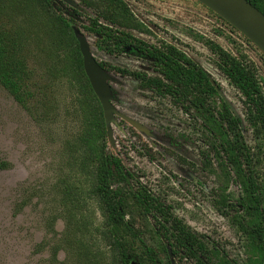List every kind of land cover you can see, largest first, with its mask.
<instances>
[{
    "label": "rangeland",
    "instance_id": "1",
    "mask_svg": "<svg viewBox=\"0 0 264 264\" xmlns=\"http://www.w3.org/2000/svg\"><path fill=\"white\" fill-rule=\"evenodd\" d=\"M129 2L138 16V36L176 45L220 84L255 153L264 194V134L256 135L245 99L219 69L209 43L233 54L242 52L256 69L263 91L264 53L199 0ZM80 28L98 61L154 74L149 60L108 55ZM0 34L17 44L45 94L31 113L0 83V264H121L106 229L104 207L94 192L97 161L83 141L87 116L100 120V108L80 66L73 32L40 0H0ZM115 69L114 104L151 134L118 118L114 145L103 133L102 122L95 129L98 145L120 156L152 192L229 258L245 259L248 238L238 223L245 216L243 187L210 151L213 139L203 120L186 114L170 99L153 97ZM171 133L177 138L186 135L177 150L154 140ZM130 202L129 220L150 239L147 221L132 198Z\"/></svg>",
    "mask_w": 264,
    "mask_h": 264
},
{
    "label": "trees",
    "instance_id": "2",
    "mask_svg": "<svg viewBox=\"0 0 264 264\" xmlns=\"http://www.w3.org/2000/svg\"><path fill=\"white\" fill-rule=\"evenodd\" d=\"M40 1L55 11L66 29L73 32V27H83L92 34L96 46L106 54H128L149 60L154 74L115 69L105 62L100 64L110 74L113 69L119 70L153 97L170 99L186 114L193 113L202 119L213 139L210 151L221 158L224 166L231 168L243 187L241 205L245 216H241L238 223L248 238V255L245 259H233L219 245L210 242L178 216L170 204L152 192L125 166L120 156L98 145L95 129L101 122L104 134L107 129L97 99L100 120L87 116L83 141L94 152L97 161L94 192L104 207L106 229L120 263L173 264V260L175 264H264V194L258 181L257 159L246 141L241 120L233 114L222 95L220 84L176 45L162 41L151 43L138 36L134 32V22H137L138 16L129 0ZM247 1L264 14V0ZM137 27L140 29V24L137 23ZM73 36L77 41L74 32ZM209 45L217 56L219 69L245 99L249 110L248 120L260 137L264 134V91L256 69L242 52L233 54L213 42ZM78 52L80 66L93 92L83 69L79 48ZM60 72L64 73L65 67ZM0 83L28 112L32 113L45 98L33 71L28 68L27 59L6 34H0ZM112 90L117 101L118 91L113 86ZM181 139H186V135L181 134L177 138L171 133L167 137L164 134L154 137L160 145L166 144L175 150L179 148ZM130 198L149 225L150 239L128 218Z\"/></svg>",
    "mask_w": 264,
    "mask_h": 264
},
{
    "label": "water",
    "instance_id": "3",
    "mask_svg": "<svg viewBox=\"0 0 264 264\" xmlns=\"http://www.w3.org/2000/svg\"><path fill=\"white\" fill-rule=\"evenodd\" d=\"M199 1L235 27L264 53V14L250 2L247 0ZM246 8L249 9L247 10ZM73 32L79 43L84 72L102 107L110 144L114 145L112 124L117 122L116 115L120 116L138 131L150 135L151 131L147 126L118 111L117 107L113 104L114 95L110 83L112 75L94 57L87 36L77 27H73ZM172 262L175 264L173 260Z\"/></svg>",
    "mask_w": 264,
    "mask_h": 264
},
{
    "label": "flooded vegetation",
    "instance_id": "4",
    "mask_svg": "<svg viewBox=\"0 0 264 264\" xmlns=\"http://www.w3.org/2000/svg\"><path fill=\"white\" fill-rule=\"evenodd\" d=\"M210 9V8H209ZM213 11V10H212ZM214 12V11H213ZM215 13V12H214ZM218 15V14H217ZM219 16V15H218ZM221 17V16H220ZM222 18V17H221ZM223 19V18H222ZM226 21V20H225ZM227 22V21H226ZM231 25V24H230ZM78 29H80V28H78ZM80 31H81V29H80ZM82 32V31H81ZM82 33H84V32H82ZM85 34V33H84ZM86 35V34H85ZM88 38V37H87ZM89 41V40H88ZM78 42V41H77ZM90 43V42H89ZM78 45H79V43H78ZM90 46H91V44H90ZM80 50V49H79ZM91 51H92V47H91ZM81 53V52H80ZM93 53V52H92ZM94 55V54H93ZM82 56V55H81ZM95 57V56H94ZM96 58V57H95ZM98 61V60H97ZM99 63H100V61H98ZM101 65V64H100ZM102 66V65H101ZM103 67V66H102ZM104 68V67H103ZM105 69V68H104ZM106 70V69H105ZM112 75V74H111ZM111 82H112V80H111ZM110 82V83H111ZM111 88H112V84H111ZM113 91V90H112ZM94 92V91H93ZM95 94V93H94ZM113 95H114V93H113ZM98 99V98H97ZM114 99H113V104H114ZM115 105V104H114ZM116 106V105H115ZM117 107V106H116ZM118 109V108H117ZM119 111V110H118ZM120 112V111H119ZM122 113V112H121ZM118 118H120V119H122L120 116H118V115H116V123H114V124H112V127H113V125H115V124H117L118 123ZM123 120V119H122ZM136 120V119H135ZM125 121V120H124ZM142 123V122H141ZM145 125V124H144ZM132 126V125H131ZM146 126V125H145ZM149 129V128H148ZM150 130V129H149Z\"/></svg>",
    "mask_w": 264,
    "mask_h": 264
},
{
    "label": "bare ground",
    "instance_id": "5",
    "mask_svg": "<svg viewBox=\"0 0 264 264\" xmlns=\"http://www.w3.org/2000/svg\"><path fill=\"white\" fill-rule=\"evenodd\" d=\"M247 10L249 9V8H246Z\"/></svg>",
    "mask_w": 264,
    "mask_h": 264
}]
</instances>
